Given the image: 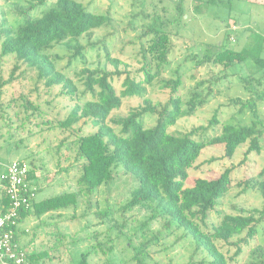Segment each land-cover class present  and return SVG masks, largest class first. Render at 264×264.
<instances>
[{
	"label": "trees",
	"instance_id": "16d2710c",
	"mask_svg": "<svg viewBox=\"0 0 264 264\" xmlns=\"http://www.w3.org/2000/svg\"><path fill=\"white\" fill-rule=\"evenodd\" d=\"M179 1L177 5L170 6V16L154 18L152 24L142 33L141 37L147 40V45L141 50L143 63L140 76L130 73L126 65L125 69L120 70L121 62L112 59L108 53L107 61L113 64L115 71H82L86 77L85 92L91 93L93 97V100L86 102L79 100L78 88L65 71L58 67V60L62 57L52 51L56 48L64 49L68 64L77 60L84 62L85 46L82 45L81 38L110 26V16L93 13L76 0H54L39 15L34 14L36 6L33 4L28 10H20L22 21L15 29H10L5 22L0 23L1 56L13 57L16 62L9 79L0 81V103L3 88L16 80V73L22 66L26 71L36 73L37 83L43 84L46 91L61 87L59 96L74 103L64 119L57 118L54 122L46 120L41 124L47 126L49 131L60 130L63 134L71 132L76 137L70 141L72 144L69 143L67 149L76 145L74 161L63 169L78 172L76 188L40 202L33 201L28 210H21L19 226L29 215L40 219L47 214H57L69 209L77 213L83 205L82 216L93 215L102 224L112 220L115 207L102 209L100 201L96 199L102 193V188L111 186L116 175L122 172L136 182L123 210L152 211L151 219L162 224L163 232L167 235L173 230H183L185 237L194 240L195 252H205L211 260L202 261L201 264H229L217 243L229 244L232 239L238 238L237 243L231 244L237 247L235 255L239 256L242 253V244H249L259 235L264 222V210L255 209L240 215H229L219 209L232 188V168L226 169L214 179L198 178L190 187L187 186V181L189 170L208 147L221 146L228 159H232L245 144H249L246 155L251 152L261 153L264 146V120L259 117V104L264 103V77L244 78L243 87L249 97L245 101L236 100L241 113L249 111L252 114L251 124L226 123L219 132L209 137V129L213 128L216 132V126L219 125L215 114L206 127L202 126L187 133L171 132L170 129L180 119L193 113L199 97L193 95L188 102L191 111L187 112L183 107L181 75L176 71L175 78L163 76L171 63L170 30L173 26L182 28L185 25L190 18L189 8L193 9L194 15H203L210 11V7L229 9L235 0H228L226 3L223 0H206L193 7L189 6L188 0ZM43 4L44 1H39V5ZM262 42H258L252 49L242 51H234L226 43L219 42L216 44L218 51L206 54L202 64L232 68L248 62L249 59L261 60L264 52ZM122 76L125 77L123 90L118 93L112 81L115 77ZM154 85L161 90H167L168 99L165 103H154L145 98L147 87ZM261 87L262 90L259 89ZM131 98H140L143 101L127 115L114 114L121 108L123 99ZM22 106L26 112L33 111L32 117L43 116L39 105L33 103L29 97H26ZM145 117L154 119V123L147 126ZM80 122L96 131L84 133L82 127L75 128ZM198 133H201V138L196 137ZM66 141L63 139L60 146ZM35 172L36 169L30 167L29 179L33 182L36 180ZM263 174L264 170L261 175ZM6 184L0 179V208L3 211L10 204L4 190ZM34 184L37 185L36 182ZM248 189H257L264 196V182L259 179L246 181L243 190ZM15 231L14 241L26 253L28 264H42L44 258H55L49 256L47 250L28 252L21 242L19 228ZM58 237L64 239L60 234ZM54 246L57 247L58 243ZM145 246L147 244L140 247L133 256L136 264H143L141 255ZM99 249L101 244L94 245L91 251L83 253L74 264H90V254L98 252ZM246 264H264V248L254 247Z\"/></svg>",
	"mask_w": 264,
	"mask_h": 264
},
{
	"label": "rangeland",
	"instance_id": "374dc122",
	"mask_svg": "<svg viewBox=\"0 0 264 264\" xmlns=\"http://www.w3.org/2000/svg\"><path fill=\"white\" fill-rule=\"evenodd\" d=\"M39 1H44V4L39 5ZM53 1L0 0V23L5 22L10 29H15L22 21L20 10H28L33 4L36 6L34 14L39 15ZM76 1L86 6L89 11L108 15L112 19L110 26L95 30L90 36L81 38L80 41L85 46L84 62L77 60L68 64L64 49L56 48L52 51L53 54L57 53L62 57L58 60V67L65 71L78 88V98L81 102L93 100L92 94L85 92L86 77L82 74L84 69L115 71L113 64L107 61V53L112 59L121 62L120 70L125 69L126 65L130 73L140 76L143 63L141 50L147 45V40L141 37L142 33L152 24L154 18L170 16L171 5L180 2ZM203 1L206 0H188V4L193 7ZM227 1L223 0L224 3ZM164 10L168 12L165 13ZM188 15L190 18L182 28L173 26L170 30L171 63L163 76L175 78L176 71L179 72L183 80L181 89L183 107L187 112L191 111L188 102L193 95H198L199 99L195 102L193 113L180 119L170 131L187 133L202 126L206 127L215 114L219 125L216 126V132L212 130L213 128L209 129L207 133L209 137L219 132L226 123L251 124L252 114L249 111L241 113L236 100L245 101L249 97L243 87L244 78L264 77V52L261 54L263 59H249L248 62L232 68L202 64V61L206 54L218 51L216 44L219 42L226 43L227 47L234 51L249 50L258 42H264V0H235L229 9L210 7V11L203 15H194L193 9L189 8ZM15 64L13 57H2L0 49V81L9 79ZM24 70L25 67L22 66L16 73V80L3 88L0 103V173L1 164L15 160H23L29 167L36 169L35 201H37L76 188L78 172L63 171L74 161L76 145L67 149L69 143L72 144L70 141L76 137L71 132L63 134L60 130L49 131L47 126L41 124L46 120L54 122L57 118L64 119L74 103L59 96L61 87L46 91L43 84L37 83L35 72ZM124 79V76L115 77L112 81L118 93L123 90ZM147 88L145 98L154 103L167 101V90H161L156 85ZM259 89L262 90V87ZM26 97L39 105L40 111H43L41 118L36 115L32 117L31 110L25 111L22 105ZM142 101L140 98L123 99L121 108L114 114L127 115ZM259 117L264 120V103L259 104ZM144 120L147 126L154 123V119L148 117ZM79 127H82L84 133L96 131L82 122L75 126ZM196 137L201 138V133ZM63 139L67 140V145L65 143L61 147ZM248 147L249 144L241 146L232 159L224 156L221 146L204 149L189 170L187 186H193L198 178H217L226 169L232 168V188L219 209L229 215H240L255 209L264 210V196L259 190H243L245 182L250 179L264 182V174L261 175L264 170V146L260 154L251 152L246 155ZM135 186L136 182L131 176L120 172L111 186L102 188V193L96 199L100 201V207L102 209L115 207L112 220H107L103 224L93 215L82 216L84 205L77 213L71 209L62 211L63 220L60 218L62 221L56 226L43 227L45 233L49 234L39 249L47 250L49 256L55 258L53 260L44 258L42 264H74L80 260L83 253L91 251L97 244L98 246L101 244V249L90 254L88 258L90 264H136L133 256L146 244L141 255L143 264H201L205 260L211 261L205 252H195L194 240L185 237L183 230L176 232L173 230L170 235L163 232L162 224L151 219L152 211L143 212L139 209L124 211L123 207L129 201L130 192ZM59 234L64 237L63 240L59 239ZM242 237L244 235L240 239ZM156 240L157 242H154ZM237 240L238 238H234L229 244L220 242L216 245L229 264H246L254 247L264 248V222L259 235L249 244H242V253L239 256L235 255L237 247L231 244L237 243ZM56 242L57 247L54 246Z\"/></svg>",
	"mask_w": 264,
	"mask_h": 264
},
{
	"label": "built area",
	"instance_id": "2783aa9c",
	"mask_svg": "<svg viewBox=\"0 0 264 264\" xmlns=\"http://www.w3.org/2000/svg\"><path fill=\"white\" fill-rule=\"evenodd\" d=\"M29 165L23 160L2 164L0 179L7 184L4 190L9 207L0 208V264H28L26 253L14 241L21 210H28L35 201L37 187L29 179Z\"/></svg>",
	"mask_w": 264,
	"mask_h": 264
},
{
	"label": "crops",
	"instance_id": "0c3cea01",
	"mask_svg": "<svg viewBox=\"0 0 264 264\" xmlns=\"http://www.w3.org/2000/svg\"><path fill=\"white\" fill-rule=\"evenodd\" d=\"M1 187V186H0ZM71 189V188H70ZM40 186H38V191ZM2 196V190L0 188V199ZM50 198V197H49ZM48 198H40L36 202L43 201ZM61 215V216H60ZM62 212L57 214H47L40 219L29 215L23 219L19 226V234L21 235V242L25 246L28 252H41L39 249L43 242H46L47 234L43 227L56 226L59 221H62Z\"/></svg>",
	"mask_w": 264,
	"mask_h": 264
}]
</instances>
